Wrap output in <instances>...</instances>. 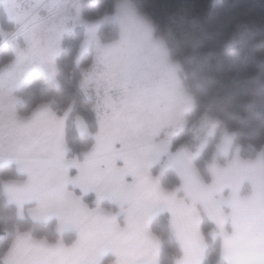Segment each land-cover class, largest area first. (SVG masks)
<instances>
[{"label": "crops", "instance_id": "0c3cea01", "mask_svg": "<svg viewBox=\"0 0 264 264\" xmlns=\"http://www.w3.org/2000/svg\"><path fill=\"white\" fill-rule=\"evenodd\" d=\"M11 1L0 0L7 20L15 25L12 33H1L3 43L9 44L24 24L39 17L41 8L54 7L50 4L55 0H29L26 8L25 0H18L14 4L18 15L7 9ZM8 11L16 12L17 21L9 18ZM53 13L51 10L42 19V30L38 27L41 19H37L31 29L32 33L38 27L31 34L36 36L32 46L21 37L19 46L24 53L18 56L11 46L15 58L0 69V168L13 166L23 177L2 182L6 200L22 217L39 223L54 221L59 240L50 243L27 233L19 234L3 257V264H103L105 260L106 264H158L160 242L150 226L160 214L168 216L170 230L181 251L175 264L202 263L206 243L201 232V215L214 225L227 264H264V178L259 198L238 194L246 207L240 208L238 205L242 203H236L229 210L219 201L226 190L211 189L213 182L203 180L190 156L183 162L180 160L186 153L184 150H189L186 146L175 151H171V145L168 149L154 148L160 154L152 160L150 147L131 142L130 118L122 113L119 100L112 96L116 84L111 77L106 85V64L100 60L102 47L119 40L95 47L93 63L83 71L80 86L94 100L97 129L93 147L81 160L68 157L63 117L46 106L27 117L17 114L15 91L35 73L55 65L62 36L72 27L67 20L58 33L55 49L45 52L52 33L43 24L52 20ZM26 52L33 53L28 56ZM101 84L110 90L104 92ZM85 126L87 133L86 123ZM115 136L125 140H117ZM160 162L164 163L161 168ZM155 166L157 175L152 171ZM167 169L177 174V188L167 190L161 186L159 178ZM87 195L94 196L93 206L83 201ZM102 202L113 205L116 211L102 208ZM63 235H73L74 241L65 244Z\"/></svg>", "mask_w": 264, "mask_h": 264}, {"label": "trees", "instance_id": "16d2710c", "mask_svg": "<svg viewBox=\"0 0 264 264\" xmlns=\"http://www.w3.org/2000/svg\"><path fill=\"white\" fill-rule=\"evenodd\" d=\"M117 1L80 0L82 19L100 21L97 35L102 44L119 39V28L113 20ZM130 1L149 21L153 35L165 42L169 57L179 64L184 86L193 99V109L185 114L186 127L173 137L171 151L183 145L195 151L200 145L193 141L198 126L204 118H212L220 123L215 137L193 160L206 183L210 181L207 165L213 161L221 130L234 135L233 146L242 159L253 160L261 155L264 162V0ZM0 28L9 34L15 31L1 5ZM85 38L84 27L78 25L64 33L61 52L55 60V79L35 73L14 93L19 116L27 117L46 106L64 118L68 157L78 160L93 147L97 129L94 100L80 86L83 71L91 66L95 55L94 47L80 54ZM14 58L12 47L3 43L0 32V69ZM76 117L84 119L88 134L77 133ZM217 159L223 162L219 156ZM157 167L152 169L153 175H157ZM22 178L13 166L0 168V264L19 234L27 233L50 243L59 240L54 221L39 223L20 216L3 195V181ZM159 181L167 190L179 186L172 169L164 171ZM83 201L93 206L94 196H84ZM101 206L116 211L107 202ZM150 231L160 242L158 264H175L181 251L170 230L168 216L158 215ZM201 232L206 243L201 264H227L221 239L204 215ZM61 238L67 245L74 241L73 235ZM106 263L107 260L103 264Z\"/></svg>", "mask_w": 264, "mask_h": 264}, {"label": "rangeland", "instance_id": "374dc122", "mask_svg": "<svg viewBox=\"0 0 264 264\" xmlns=\"http://www.w3.org/2000/svg\"><path fill=\"white\" fill-rule=\"evenodd\" d=\"M17 1L12 0L11 4H7V9L15 10L18 15L20 13L14 5ZM29 3V0H25L24 8L28 7ZM50 5L54 7L41 8L43 11L39 17L24 24L23 29L10 40V46L16 50L18 56L20 52H25L20 51L21 37L24 43L27 42L29 46H32L36 42V36L31 34L37 31L38 27L42 30L41 21L51 10H54V17L49 23L44 22L43 24L46 26V31L52 33L45 52L51 53L55 49L58 33L61 32V26L67 20L72 22V27L66 32L71 31L77 25L85 29L86 38L81 44L80 54L90 47L95 49L97 46H102L97 35L100 21L82 19L80 0H55ZM15 11L12 14L8 11V15L10 19L17 21ZM37 19H41L39 26L31 33ZM113 20L119 28V41L104 45L100 50V60L106 64V85L109 84L110 77L116 84L112 88V96L119 100L122 113L128 114L130 118L131 142L137 143V146L150 147L152 149L150 158L155 160L160 151H154V148L166 147L168 149L172 145L173 137L186 127L185 114L193 109V99L186 91L179 64L169 57L165 42L153 35L151 24L130 0L117 3L116 10L114 7ZM0 32L3 33L1 28ZM32 53L26 52L25 55L31 56ZM36 57L40 63L43 62L39 55ZM41 73L51 80L55 79L56 64L43 69ZM98 80H101L102 84L105 83L100 77ZM134 80L135 84L132 85ZM102 84L104 92L110 90L108 86ZM74 123L79 134L88 133H86L84 119L76 117ZM219 124L217 119L204 118L197 128V134L193 137V141L200 142V145L195 151L185 149L186 153L184 157L180 156V160L183 162V159L189 156L194 160L200 155L215 137ZM107 126L103 125V127ZM220 134L215 144L213 161L207 165V171L209 179L213 182L211 189L215 192L226 190V195L221 196L219 201L221 200V203L231 210L236 203H242L238 194H248L251 198L256 195L257 198L261 196L264 162L261 155L253 160L242 159L238 156V150L234 149V135L225 130H221ZM115 137L117 140H125V137ZM217 156L223 159L222 163L218 161ZM237 157L240 159H236ZM161 162L158 164L160 168L161 164H164ZM237 196L238 199H236ZM238 206L246 207L243 203Z\"/></svg>", "mask_w": 264, "mask_h": 264}]
</instances>
